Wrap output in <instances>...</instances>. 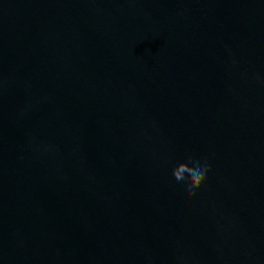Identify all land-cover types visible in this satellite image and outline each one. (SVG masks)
Instances as JSON below:
<instances>
[{"label": "water", "instance_id": "obj_1", "mask_svg": "<svg viewBox=\"0 0 264 264\" xmlns=\"http://www.w3.org/2000/svg\"><path fill=\"white\" fill-rule=\"evenodd\" d=\"M0 264H264V0H0Z\"/></svg>", "mask_w": 264, "mask_h": 264}, {"label": "clouds", "instance_id": "obj_2", "mask_svg": "<svg viewBox=\"0 0 264 264\" xmlns=\"http://www.w3.org/2000/svg\"><path fill=\"white\" fill-rule=\"evenodd\" d=\"M186 162H181L172 167V177L175 189L186 193L189 199L204 185L208 173L211 171L206 158L196 159L192 155L185 157Z\"/></svg>", "mask_w": 264, "mask_h": 264}]
</instances>
